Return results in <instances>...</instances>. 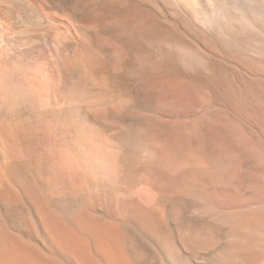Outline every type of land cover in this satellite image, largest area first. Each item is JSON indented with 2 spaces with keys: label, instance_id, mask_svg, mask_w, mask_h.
<instances>
[{
  "label": "rangeland",
  "instance_id": "obj_1",
  "mask_svg": "<svg viewBox=\"0 0 264 264\" xmlns=\"http://www.w3.org/2000/svg\"><path fill=\"white\" fill-rule=\"evenodd\" d=\"M61 5L0 83V264H264V0Z\"/></svg>",
  "mask_w": 264,
  "mask_h": 264
},
{
  "label": "bare ground",
  "instance_id": "obj_2",
  "mask_svg": "<svg viewBox=\"0 0 264 264\" xmlns=\"http://www.w3.org/2000/svg\"><path fill=\"white\" fill-rule=\"evenodd\" d=\"M62 1L0 0V83L3 92L9 93L14 81L23 79L29 81L31 87L32 82L42 85L43 77L34 78L38 69L33 66L32 59L36 50L44 46L48 34L53 33L59 38L65 27Z\"/></svg>",
  "mask_w": 264,
  "mask_h": 264
}]
</instances>
